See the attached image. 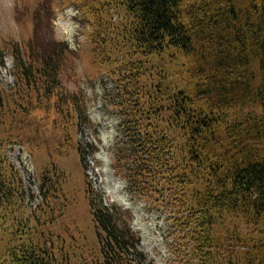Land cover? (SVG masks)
Masks as SVG:
<instances>
[{
	"label": "trees",
	"instance_id": "1",
	"mask_svg": "<svg viewBox=\"0 0 264 264\" xmlns=\"http://www.w3.org/2000/svg\"><path fill=\"white\" fill-rule=\"evenodd\" d=\"M65 3L93 26V59L113 82L110 92L103 90V110L118 122L111 167L146 210H169L178 264H264V0ZM112 7L124 16L108 20ZM42 9L52 20L55 8L42 3L35 15ZM3 56L0 48V65ZM178 57L182 68L175 72L170 64ZM50 62L45 55L38 72L51 80L34 87L38 102L57 84L58 62ZM15 63L16 78L35 85L37 66L20 56ZM7 104L0 94V132L19 121L17 107L23 115L27 110L23 100ZM78 111L84 105L77 101L67 116L77 118ZM54 118L51 112L58 130ZM14 143L24 140L0 134V221L10 213L23 232L26 217L14 216L12 207L23 196L20 177L4 149ZM76 150L82 163L80 143ZM88 208L97 241L89 258L69 262L52 241L10 245L0 228V256L7 255L0 264L145 263L129 211L103 204L93 190Z\"/></svg>",
	"mask_w": 264,
	"mask_h": 264
},
{
	"label": "rangeland",
	"instance_id": "2",
	"mask_svg": "<svg viewBox=\"0 0 264 264\" xmlns=\"http://www.w3.org/2000/svg\"><path fill=\"white\" fill-rule=\"evenodd\" d=\"M42 3L55 8L54 20L44 9L35 15ZM120 10L121 7L119 11L110 8L106 18H122ZM92 31L93 26L80 19L75 7L67 5L65 0H0V48L4 53L0 94L7 98L5 108L12 102L16 107L21 100L27 102L24 115L15 108L19 121L1 128L0 134H18L24 140L18 145L6 144L4 149L20 177L23 191L21 199L12 206L13 214L17 218L25 216L28 225L19 232V222H12L8 213L0 221V228L4 229L6 238L11 236L10 245L22 243L21 240L28 242L30 238L39 244L49 245L52 241L56 251L61 245L68 261L73 263L75 257L84 258L96 250L88 208L93 190L103 204L113 201L130 212L131 227L140 235L138 248L147 256L144 264H178L175 235L169 228V210H146L143 201L130 194L126 179L116 175L111 167L117 120L102 109L99 95L103 90L110 92L113 82L105 77L100 84L88 80L105 72L93 59ZM16 52L19 55L15 56ZM48 54L50 63L58 62L57 84L38 102L34 87L51 82L47 76H38ZM19 56L25 65L37 66V72H33L39 78L35 85L33 79L22 82L21 76L16 78L19 66L15 61ZM181 64L182 58L178 57L170 67L176 72L182 68ZM71 96L75 97L71 100ZM77 101L84 105V113L78 111L77 118L73 114L67 116L70 106H75ZM51 112L56 114L54 124L58 130L49 122ZM79 143L83 147L82 163L76 150ZM5 257L0 256V260Z\"/></svg>",
	"mask_w": 264,
	"mask_h": 264
}]
</instances>
